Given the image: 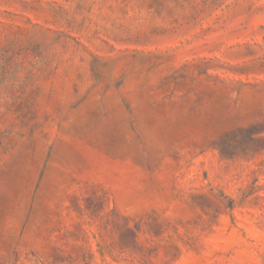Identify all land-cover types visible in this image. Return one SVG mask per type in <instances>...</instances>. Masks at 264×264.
Returning a JSON list of instances; mask_svg holds the SVG:
<instances>
[{"label": "rangeland", "instance_id": "374dc122", "mask_svg": "<svg viewBox=\"0 0 264 264\" xmlns=\"http://www.w3.org/2000/svg\"><path fill=\"white\" fill-rule=\"evenodd\" d=\"M0 264H264V0H0Z\"/></svg>", "mask_w": 264, "mask_h": 264}]
</instances>
